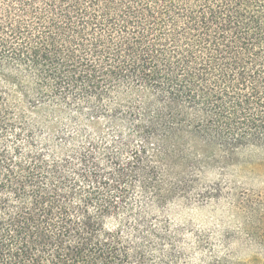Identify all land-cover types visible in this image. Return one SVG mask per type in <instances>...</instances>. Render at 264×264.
<instances>
[{
	"label": "trees",
	"instance_id": "1",
	"mask_svg": "<svg viewBox=\"0 0 264 264\" xmlns=\"http://www.w3.org/2000/svg\"><path fill=\"white\" fill-rule=\"evenodd\" d=\"M254 148L264 0H0V264H264L165 214Z\"/></svg>",
	"mask_w": 264,
	"mask_h": 264
},
{
	"label": "rangeland",
	"instance_id": "2",
	"mask_svg": "<svg viewBox=\"0 0 264 264\" xmlns=\"http://www.w3.org/2000/svg\"><path fill=\"white\" fill-rule=\"evenodd\" d=\"M202 185L221 193L182 199L165 209L166 216L185 229L184 245L194 248L199 234L209 236L222 252L228 235L231 251L240 260L264 258V149L241 151L225 170L207 172ZM200 258L192 255L193 262Z\"/></svg>",
	"mask_w": 264,
	"mask_h": 264
}]
</instances>
